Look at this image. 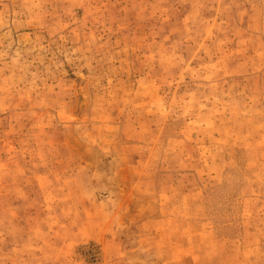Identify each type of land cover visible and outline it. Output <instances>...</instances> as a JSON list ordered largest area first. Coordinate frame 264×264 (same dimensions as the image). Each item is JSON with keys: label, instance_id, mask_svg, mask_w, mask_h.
Masks as SVG:
<instances>
[{"label": "rangeland", "instance_id": "rangeland-1", "mask_svg": "<svg viewBox=\"0 0 264 264\" xmlns=\"http://www.w3.org/2000/svg\"><path fill=\"white\" fill-rule=\"evenodd\" d=\"M0 264H264V0H0Z\"/></svg>", "mask_w": 264, "mask_h": 264}]
</instances>
